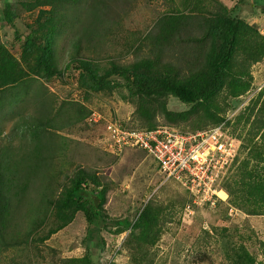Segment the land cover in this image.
<instances>
[{
  "label": "trees",
  "instance_id": "trees-1",
  "mask_svg": "<svg viewBox=\"0 0 264 264\" xmlns=\"http://www.w3.org/2000/svg\"><path fill=\"white\" fill-rule=\"evenodd\" d=\"M244 1L22 0L24 15L18 2L4 0L0 21L20 36L17 47L0 45V135L12 122L22 141L0 148V264H106L100 229L116 236L128 231L116 251L127 252L125 264L166 263L170 250L163 246L174 235L168 226L182 220L186 194L180 200L152 195L131 219L111 220L104 211L120 180L99 165L109 167L126 146L114 152L105 146L100 157L88 137L101 133L104 122L88 121L96 96L113 98L121 89V99L133 105L122 122L130 131L219 128L234 139V156L213 185L227 197L214 206L264 216V87L236 109L253 89L252 66L264 58V34L241 16ZM251 1L264 13V0ZM18 24L27 32L18 34ZM56 79L73 84L80 100L52 92L47 84ZM169 97L187 108L168 109ZM97 139L109 143L102 133ZM78 214L87 223L86 251L65 256L49 241ZM233 230L224 224L211 225V234L201 229L187 251L201 261L214 242L224 264H264L258 233Z\"/></svg>",
  "mask_w": 264,
  "mask_h": 264
},
{
  "label": "rangeland",
  "instance_id": "rangeland-1",
  "mask_svg": "<svg viewBox=\"0 0 264 264\" xmlns=\"http://www.w3.org/2000/svg\"><path fill=\"white\" fill-rule=\"evenodd\" d=\"M8 1L9 3L18 2L19 5L17 8L20 13L24 15L29 13L23 12L24 10L20 5V1L22 0ZM222 1L230 6L237 0ZM121 5L124 7V3ZM3 6L4 0H0V11ZM143 10L144 8L139 9V11L134 14L135 23H138L140 20ZM252 10H254L253 13ZM241 11V16L246 18L249 22L258 24L260 31L264 34V13L260 10L259 6L252 4L251 0H249V2L246 0L242 4ZM30 14L29 20L32 21L36 16V11ZM17 21H19V19ZM15 27L17 28L18 34L23 33L24 28L21 27L20 24ZM24 32L26 33L27 31L25 30ZM18 36L9 23L0 21V45L6 47L12 45L16 41L15 38ZM60 64L62 65L63 62L60 61ZM251 70L254 76L253 89L250 91V94L238 104L236 109H240L243 103L245 104L251 96H255L259 90L264 87V58L260 63L253 65ZM59 80L63 79L60 78ZM59 80L56 79L51 84H47L52 92H55V94L61 98H65V96L70 94L71 98L80 100L81 92L74 91L75 89H72L74 87L73 84H70L69 81L65 83ZM120 91L124 92L123 89ZM120 91L114 94L113 98L105 97L104 99L96 96L91 105L92 110L96 113H93L92 118L98 120L99 116H102L104 120H107V118L115 117L119 122H126L133 110V105L121 99L120 96L125 92L122 93ZM167 108L174 111H181L186 109L187 105L174 97H169L167 100ZM3 129L4 131L2 135H0V148L8 142L16 146L22 141L18 137L13 136L12 122L6 123ZM99 134L101 133L98 132L95 134L93 139L91 135H89L88 140H90V148L97 149L96 152L99 150L100 157H103L105 156L103 154V148H111V151L114 149L113 146L109 144L105 145L106 141L104 139L98 140ZM120 148L121 147H119V149ZM125 149L124 155L117 158L109 167L106 165L101 166L102 163L99 165V169L102 170L103 174L109 176L114 181L120 180L118 187L108 193L107 202L104 205V211L111 220L113 218H123L124 216L130 219L133 218L138 206L152 195H154L155 198L159 196L161 199H181L184 192L178 186L174 185L175 183H173V181H164V177L157 172V162L155 159L147 155L141 149H133L127 146ZM92 151L93 150L89 151V153ZM93 156L94 154L92 153L90 156L92 160L94 159ZM218 194L222 197L225 196L223 192H218ZM155 198L154 200H157ZM223 205L225 206L224 208ZM223 205L216 207L214 205L210 207L203 205L199 207V205L195 203L191 206L192 215L189 217L183 216L184 220H180L179 224L176 221L169 224V232L174 233V235L170 239L169 244L163 246V249L168 248L165 249V251L170 250L165 264H224L223 257H221L218 249L219 243L212 242L208 252L205 253V258L201 261H199L198 258L196 259V255H192L191 251H187L191 250L192 243L195 237L200 234L201 229L209 230L211 234V225L221 226L224 224L228 229H231V233H234L233 229H239V231H244L245 234H247L246 230L253 229L258 233L259 238L264 241V216H250L244 214L240 210L236 213L229 214V206L226 207L225 204ZM225 208L226 212H224ZM108 226V228L113 227L110 224ZM86 228L87 223L85 218L82 214H78L77 218L67 226L64 231H59L53 235V239L49 241V245L59 247L61 251H63L62 254L65 256H81L86 251L84 247L85 243L83 242ZM127 234L128 231H124L116 236L111 234L108 229H100V236L104 238V246L102 249L98 250L100 251L103 263L110 264L111 262V264H125L127 262L128 255L124 249L121 253H116ZM176 243H179V245ZM180 246L181 250L177 257L176 252ZM258 260H264V255L262 254V256H259Z\"/></svg>",
  "mask_w": 264,
  "mask_h": 264
},
{
  "label": "built area",
  "instance_id": "built-area-1",
  "mask_svg": "<svg viewBox=\"0 0 264 264\" xmlns=\"http://www.w3.org/2000/svg\"><path fill=\"white\" fill-rule=\"evenodd\" d=\"M103 136L113 146L112 151L108 148L111 152L123 146L142 148L155 159L166 179L182 182L197 204H214L213 183L235 153V142L223 137L219 128L185 134L167 127L128 131L113 119L105 125ZM185 211L186 215L192 213L189 206Z\"/></svg>",
  "mask_w": 264,
  "mask_h": 264
},
{
  "label": "clouds",
  "instance_id": "clouds-1",
  "mask_svg": "<svg viewBox=\"0 0 264 264\" xmlns=\"http://www.w3.org/2000/svg\"><path fill=\"white\" fill-rule=\"evenodd\" d=\"M93 113H95V111H93L92 110V113H91V116H90V118H89V121H88V123L89 124H92V123H99L101 120H103V125H102V128H101V133H102V136H103V132H104V128H105V125L107 124V122H108V120H117L115 117H110V118H107V120L105 119H103V117L102 116H99V119L98 120H96V121H91L93 118H92V115H93ZM96 114V113H95ZM101 119V120H100ZM118 122H119V120H117ZM121 123V125L123 126V128H125L124 127V125H123V123L122 122H120ZM158 128H161V126L160 127H158ZM158 128H156V129H158ZM167 128H170V127H167ZM126 130H128L127 128H125ZM156 129H151V130H137V131H153V130H156ZM170 129H175V128H170ZM175 130H177V131H179L178 129H175ZM128 131H130V130H128ZM180 132V131H179ZM182 133V132H181ZM234 142H235V140L234 139H232ZM131 148H134V147H131ZM147 154V153H146ZM148 155V154H147ZM150 156V155H149ZM153 158V157H152ZM157 172H159L163 177H164V181L165 180H170V179H166L165 178V175L164 174H162L160 171H157ZM226 171L224 170V172L222 173V174H220V175H223L224 173H225ZM218 178H219V176H218ZM217 178V179H218ZM217 179L214 181V183H213V185L216 183V182H218L217 181ZM171 180H175V179H171ZM175 181H177V180H175ZM177 182H179L178 184H179V186H180V189L184 192V194H186V197H187V200H186V202H185V204H184V207H183V216L184 217H189L190 215H192V213L190 214V215H186V211H185V209H186V207L187 206H189V208L191 209V206H193L194 204H195V202L193 201L194 200V197H193V195L191 194V192L182 184V182L181 181H177ZM213 188H214V190H215V192H216V194H214L213 195V199H214V204H216V201L218 200V199H220V200H222V201H225L226 200V197H227V194L225 193V191L222 189V188H220L219 186H218V188H217V186H213ZM218 192H223L224 193V197H222V196H220L219 194H218ZM213 204V205H214ZM199 205V207L200 206H203V205H207V206H211V204H210V202L209 201H206V202H204V203H202V204H198ZM192 211V210H191ZM237 211H239V210H237L236 208H234V207H232V206H229V210H228V213L229 214H232V213H236ZM182 219L184 220V218L182 217Z\"/></svg>",
  "mask_w": 264,
  "mask_h": 264
}]
</instances>
